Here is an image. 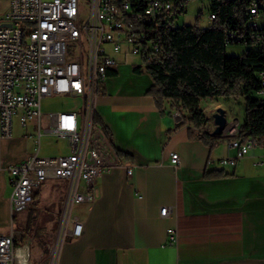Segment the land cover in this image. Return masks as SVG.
I'll return each instance as SVG.
<instances>
[{
  "label": "crops",
  "instance_id": "obj_1",
  "mask_svg": "<svg viewBox=\"0 0 264 264\" xmlns=\"http://www.w3.org/2000/svg\"><path fill=\"white\" fill-rule=\"evenodd\" d=\"M134 66L120 62L102 86L96 113L111 132L113 149L122 154L120 164L100 173L92 201L72 206L68 230L80 219L83 233L62 235L57 264H264L261 151H251L235 167L210 163L234 156L236 149L228 139L214 149L191 139L194 127L179 122L169 103L161 113L148 94L153 80ZM174 152L178 163L172 162ZM127 167H133L131 175ZM215 170L229 175L206 176ZM47 182L63 185L64 193L37 189V199L41 206L54 202L57 210L61 207L62 218L67 181ZM11 194L10 176L0 170V236L18 231L17 220L19 225L30 220L29 213L22 215L30 206L12 213ZM163 207H168L166 215ZM171 227L179 233L175 244L168 243Z\"/></svg>",
  "mask_w": 264,
  "mask_h": 264
},
{
  "label": "built area",
  "instance_id": "obj_2",
  "mask_svg": "<svg viewBox=\"0 0 264 264\" xmlns=\"http://www.w3.org/2000/svg\"><path fill=\"white\" fill-rule=\"evenodd\" d=\"M8 1L6 22L0 25V170L10 176L12 213L29 208L35 187L42 182L61 179L67 186L63 221L54 242L46 244L42 259L31 260V240L12 228L10 234L0 236V264H57L62 235L79 237L83 233L80 219L73 220L68 230L72 206L92 201L100 173L120 164L110 139L95 121L105 80L128 55L139 57L145 66L162 63L167 53L165 33L176 27L190 0H148L137 7L128 0H93L85 22L81 21L79 0ZM250 1L253 16L249 30L242 34L228 31L226 42L239 40L264 48V27L257 22L261 5L259 0ZM215 18L211 12L210 19ZM136 40H143L142 50H135ZM261 76L263 88L259 94L264 99V72ZM55 95L81 98V108L45 114L42 100ZM212 114L207 113L206 123L194 132L216 136V145L228 139L236 154L210 159V163L235 167L256 149L262 151L259 163L264 162V143L253 137L242 140L238 120L214 134ZM175 115L183 122L179 111ZM14 117L22 127L34 121L38 137L34 138L36 146L31 155L5 165L1 142L12 137ZM44 132L68 140V153L42 156ZM172 162L178 163V153H172ZM127 173L131 175L133 167H127ZM167 210L163 207L162 214ZM168 235V243L178 242L175 228H169Z\"/></svg>",
  "mask_w": 264,
  "mask_h": 264
},
{
  "label": "trees",
  "instance_id": "obj_3",
  "mask_svg": "<svg viewBox=\"0 0 264 264\" xmlns=\"http://www.w3.org/2000/svg\"><path fill=\"white\" fill-rule=\"evenodd\" d=\"M128 1L137 7L145 5L148 0ZM250 6V0H211L209 10L216 15L211 25H176L166 31L167 53L164 61L146 65L154 82L148 94L154 97L162 114L165 113V104L169 103L175 112L181 113L184 124L201 128L207 121V112L201 106L203 99L241 94L245 96L246 112L240 125V138L246 140L253 137L264 143V99L259 94L263 88L264 48L239 40L226 42L228 31L242 34L249 30L253 16ZM262 10L261 7V13ZM200 18L199 15L198 21ZM231 44H245L248 48L242 55L229 56L227 46ZM133 69L143 72L140 66ZM95 121L113 143L110 130L97 113ZM190 138L200 139L213 149L217 146L218 138L208 132L196 135L190 130ZM115 150L120 158L122 154ZM227 175L224 170L206 173L207 177ZM38 197L39 192L35 191L34 199Z\"/></svg>",
  "mask_w": 264,
  "mask_h": 264
},
{
  "label": "rangeland",
  "instance_id": "obj_4",
  "mask_svg": "<svg viewBox=\"0 0 264 264\" xmlns=\"http://www.w3.org/2000/svg\"><path fill=\"white\" fill-rule=\"evenodd\" d=\"M210 1L211 0H190L187 6V12L177 19L176 25L178 27L189 24H198L199 27H208L211 25L213 23V19H210ZM92 2L93 0H79L82 22H85L91 9ZM259 2L263 10L260 16L257 18V22L261 27H264V0H259ZM8 7V0H0V25L6 22V13L8 11ZM199 15L201 18L198 21ZM68 47L69 50H71L72 47L70 44ZM247 48L248 47L245 44H231L227 46V54L229 56H239L242 55L247 50ZM126 61L131 64H140L142 66L143 73L151 77L146 70L145 64L139 57L128 55L127 57L121 58V62ZM216 100H219L223 104L226 110L228 124L235 120H238L240 125L244 122L246 112L245 96L238 94L220 96L216 98H205L202 100L201 106L205 109V111H207V113H214L218 108H220H217L214 102ZM81 105V98L70 95H55L46 97L42 100V111L47 114L67 109L79 110ZM31 135L33 136L31 137ZM37 137L38 128L34 121H29L26 127H21L18 117H14L12 137H10V140L8 141L3 140L1 142V151L5 162L15 163L18 161V159H22L24 157L26 158L31 155L35 151V140ZM63 153H68V140L44 132L41 137V155L56 156ZM63 188L64 186L61 184L56 185L55 183L42 182L35 187V191L40 189L41 193L48 191L51 194H61L64 193ZM29 206L31 210L28 209L22 215L26 218L29 213L30 220H24V224L21 225L18 224L17 220L15 222L14 228L15 230L18 229V232H21L24 238L31 240V260L37 261L41 258V252L43 249L42 243L47 241L48 243L54 242L55 234L53 233H55L58 229L60 220L63 221V217L61 218L62 208L60 207V209L57 210L56 204L54 202L49 204L47 207L46 204H42L41 206V203L38 201V199L34 200V198Z\"/></svg>",
  "mask_w": 264,
  "mask_h": 264
},
{
  "label": "water",
  "instance_id": "obj_5",
  "mask_svg": "<svg viewBox=\"0 0 264 264\" xmlns=\"http://www.w3.org/2000/svg\"><path fill=\"white\" fill-rule=\"evenodd\" d=\"M6 25H10V24H6ZM213 119H214V123H215V129H214V134H219L221 133L227 123V118H226V112L223 108H218L217 111H215L213 114Z\"/></svg>",
  "mask_w": 264,
  "mask_h": 264
},
{
  "label": "bare ground",
  "instance_id": "obj_6",
  "mask_svg": "<svg viewBox=\"0 0 264 264\" xmlns=\"http://www.w3.org/2000/svg\"><path fill=\"white\" fill-rule=\"evenodd\" d=\"M142 48H143V40H136L135 50H142Z\"/></svg>",
  "mask_w": 264,
  "mask_h": 264
}]
</instances>
